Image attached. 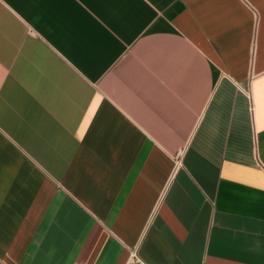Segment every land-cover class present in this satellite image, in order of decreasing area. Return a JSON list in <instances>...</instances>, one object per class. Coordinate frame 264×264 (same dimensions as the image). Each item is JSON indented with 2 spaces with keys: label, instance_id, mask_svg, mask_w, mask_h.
Returning a JSON list of instances; mask_svg holds the SVG:
<instances>
[{
  "label": "crops",
  "instance_id": "obj_1",
  "mask_svg": "<svg viewBox=\"0 0 264 264\" xmlns=\"http://www.w3.org/2000/svg\"><path fill=\"white\" fill-rule=\"evenodd\" d=\"M264 264V0H0V264Z\"/></svg>",
  "mask_w": 264,
  "mask_h": 264
},
{
  "label": "built area",
  "instance_id": "obj_2",
  "mask_svg": "<svg viewBox=\"0 0 264 264\" xmlns=\"http://www.w3.org/2000/svg\"><path fill=\"white\" fill-rule=\"evenodd\" d=\"M126 264H148L141 259L137 250H132Z\"/></svg>",
  "mask_w": 264,
  "mask_h": 264
}]
</instances>
